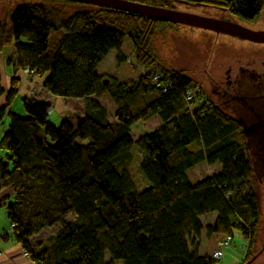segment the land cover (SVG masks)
<instances>
[{"label": "trees", "instance_id": "16d2710c", "mask_svg": "<svg viewBox=\"0 0 264 264\" xmlns=\"http://www.w3.org/2000/svg\"><path fill=\"white\" fill-rule=\"evenodd\" d=\"M130 1L170 8L188 1L226 8L251 22L264 11V0ZM78 4L26 2L0 19V54L11 49L7 62L15 68L6 90L0 66V99L6 93L0 125L10 119L0 138V192L13 191L0 204L15 224V240L42 264H212L219 243L238 229L249 240L247 263L259 253L254 248L261 231L255 182L262 170L254 165L259 160L252 136L184 71L159 62L154 38L175 23L92 4L71 9ZM125 37L147 73L125 83L103 78L97 68L111 50L124 60ZM156 67L172 80L166 91L154 80ZM27 68L44 90L23 96V116L10 106ZM194 87L198 94L188 101L186 92ZM104 94L117 107L113 123L94 99ZM55 96L75 109L59 126L49 121ZM155 116L161 124L133 139V125ZM135 148L144 155L140 169L151 183L143 190L131 172ZM201 163L222 168L194 182L188 171ZM70 212L73 221L65 219ZM212 213L215 221L205 226L202 216ZM56 225L60 229L50 239L33 243L36 234ZM205 228L209 246L201 254Z\"/></svg>", "mask_w": 264, "mask_h": 264}, {"label": "rangeland", "instance_id": "374dc122", "mask_svg": "<svg viewBox=\"0 0 264 264\" xmlns=\"http://www.w3.org/2000/svg\"><path fill=\"white\" fill-rule=\"evenodd\" d=\"M51 1L52 0H0V19H5L8 13L12 12L16 6L26 2L49 3ZM187 3L177 1L174 4V8L179 11L190 12L207 17H223L224 11L222 9L208 6H195ZM86 7H89V5L83 3L73 6L71 9L78 10ZM230 16L234 20L251 29L264 30V11L260 18L253 22L243 20L239 16L231 13ZM153 45L154 53L158 56L159 62L163 63L170 69L184 71L191 79L198 83V86L201 89L200 91L203 92L205 97H208L207 94L210 91V77L205 74V71H203L205 68V62L208 63L206 69L207 73L214 80H218L225 79L223 77V75H225V69L239 55L246 53L250 57H260L264 60V42H252L226 33H219L213 30L178 23L163 28L159 34L155 36ZM9 50L11 49H8V51L5 52L6 55H8L7 53ZM121 52L124 57V60L121 62L117 60V53L115 54V51H112L107 56L106 62L103 64L101 70V76L103 78L110 80L115 79L120 83H125L147 73L148 69L138 63L134 44L129 37H125L123 39ZM2 55L3 54H0L1 65L3 64L1 61V58L3 57ZM3 73L4 72L2 70V74ZM200 82L201 86L199 85ZM3 87L5 89L7 88L6 86ZM199 88L194 87L192 88V91L195 90L196 94H198ZM5 95L6 93L0 99L4 100V103ZM23 96L24 92L20 90L18 96L14 99L12 105L10 106V110L25 116L28 114V112L22 100ZM101 97L102 103L108 112V121L112 123L115 122V114L117 111L115 103H113L108 94H104ZM209 101H211V98ZM62 119L63 118L61 116L60 110L57 108L56 112H52L49 115V121H51L55 126H59ZM156 119H158V117ZM155 120H151L150 122L137 121L132 128L131 136L133 139L136 140L145 132L155 129L158 126V122H155ZM5 123H10V119L8 117L5 119ZM3 128L4 125H0V136L2 134ZM190 147L194 148L195 145L192 144ZM143 156V153L135 148V160L131 167V172L136 180L139 190H143L149 187L151 184L140 169V162ZM221 168L222 167L220 164L208 165L207 163H201L189 170L188 174L191 180L195 182L219 172ZM255 189L258 194L261 209V231L258 237V244L254 248V252L258 253L264 244V186H262L257 180L255 182ZM0 209H2V211H6V205L0 204ZM75 218L76 216L74 212H70L65 216L67 221H73ZM210 218L211 215L203 218L205 226L209 224ZM59 229L60 226L56 225L42 230L39 234L34 236L33 243L39 244L47 241L53 235H55ZM206 234L205 228L200 235V241L202 242L200 253L202 254H204L207 247L209 246ZM248 246L249 240L240 230L235 229L234 234L231 237L230 245L224 247V256L217 262V264H242L248 255V250L250 249ZM106 258H110L108 252L106 253ZM236 261L237 263H235ZM116 264H122V262L118 261ZM252 264H264V249L262 254L259 255L252 262Z\"/></svg>", "mask_w": 264, "mask_h": 264}, {"label": "water", "instance_id": "95a60500", "mask_svg": "<svg viewBox=\"0 0 264 264\" xmlns=\"http://www.w3.org/2000/svg\"><path fill=\"white\" fill-rule=\"evenodd\" d=\"M76 2H81L85 4H92L97 6H105L114 9H120L128 12L138 13L143 16H147L150 18H155L162 21L178 23L189 25L193 27L213 30L219 33H226L237 38L246 39L253 42H264V30L251 29L238 21L234 20L229 11H224L223 17H207L199 14H194L190 12H184L176 10L175 8L170 7H162L155 6L150 4H144L140 2L130 1V0H73ZM183 3H187L188 1H181ZM195 6H204L193 3H187ZM227 16V17H226ZM205 74L210 77L211 80H214L206 71L208 63H204ZM241 67H249L252 69H257L258 71H264V60L260 57H250L248 54L244 53L236 57L232 63L225 69L224 78H226V74L229 70H232L234 74ZM215 80V81H219ZM201 86V82L199 84ZM208 96V94H207ZM211 99L216 100L215 97H211ZM212 101V100H211ZM214 103V102H213ZM226 112L232 114L227 109H224ZM264 128V120H260L254 126L243 127L246 135L250 136L251 134L256 133L258 130ZM259 181V180H258ZM259 183L264 186L263 181H259ZM264 244L262 245L259 253L255 255L251 260H249L245 264H252V262L259 256V254L263 251Z\"/></svg>", "mask_w": 264, "mask_h": 264}, {"label": "flooded vegetation", "instance_id": "af4514ba", "mask_svg": "<svg viewBox=\"0 0 264 264\" xmlns=\"http://www.w3.org/2000/svg\"><path fill=\"white\" fill-rule=\"evenodd\" d=\"M222 10L229 11L226 8ZM209 90L207 99L215 97L216 100H211L220 108L230 111L242 127L254 126L264 120V71L241 67L233 74L229 70L225 79L211 80ZM250 136L253 141L251 151L256 153L259 160V164L254 165L256 170H262L259 181L264 182V128Z\"/></svg>", "mask_w": 264, "mask_h": 264}, {"label": "crops", "instance_id": "0c3cea01", "mask_svg": "<svg viewBox=\"0 0 264 264\" xmlns=\"http://www.w3.org/2000/svg\"><path fill=\"white\" fill-rule=\"evenodd\" d=\"M112 51H115V54L118 53L117 50H111L110 53ZM9 52L7 54H9ZM1 54H3L2 55L3 57L1 58V61L3 62V64L2 65L0 64V66H1V70H3L4 72L2 74V85L6 86L7 87L6 89H8L11 84V77L13 76L15 72V68H14V64H10L7 62V55L5 54V52ZM16 58L17 57H14L13 59L16 60ZM106 59L107 57L105 58L103 62H101V64L97 68V72L99 75H101L102 66L106 62ZM121 61L123 60H120L119 62ZM21 75H22V82L20 84V90L24 92V96H31V95H34L35 93H41L44 90L41 80L31 76L30 74L23 73ZM94 99L99 101V103L103 107H105L104 104L102 103V97L94 98ZM52 102H53V106L50 109V114L52 112L53 113L56 112V108L60 110L62 118L70 115L71 113H75L74 107L65 98L55 96ZM3 104H4V100H0V105H3ZM157 117L158 116H155L146 122L155 120ZM156 120L155 122H158V125H160L161 119L158 117V119ZM7 129H8V124L5 123L0 138L2 137L3 133ZM4 154H5L4 152L0 153V155H4ZM12 193L13 191L11 188H4L0 192V198L4 196H11ZM209 215H211L210 222H209V224H211L215 221L217 217V213H212ZM206 216L208 215L202 216V221H203V218H205ZM203 224H204V221H203ZM0 247L2 248V251H3L0 257L1 264H37V261L33 260L31 256L27 254V251L24 249L22 244H20L19 242L15 240L14 235H13V225L11 223L10 218L8 217L7 209L6 211H2V209H0ZM262 252L259 255H261ZM235 263H237V261Z\"/></svg>", "mask_w": 264, "mask_h": 264}, {"label": "built area", "instance_id": "2783aa9c", "mask_svg": "<svg viewBox=\"0 0 264 264\" xmlns=\"http://www.w3.org/2000/svg\"><path fill=\"white\" fill-rule=\"evenodd\" d=\"M161 71L162 70L159 67H156L154 69V80L156 81L158 86L163 87V90L166 91V90H168L169 86L172 84V80L171 79H163L162 75H161ZM24 72H25V74H31V75L33 74V71L30 68L25 69ZM195 95H196V92H195V90L192 91V88H190L186 92V98L188 101L192 100ZM13 226H15V224H13ZM229 243H230V237L224 238L219 243V247L213 253V263L212 264H217V262L223 257L224 247L228 246ZM2 252H3L2 248L0 247V257H1ZM37 264H42V263L37 262Z\"/></svg>", "mask_w": 264, "mask_h": 264}, {"label": "bare ground", "instance_id": "6f19581e", "mask_svg": "<svg viewBox=\"0 0 264 264\" xmlns=\"http://www.w3.org/2000/svg\"><path fill=\"white\" fill-rule=\"evenodd\" d=\"M230 242H231V238H230ZM229 245H230V243H229ZM229 245H228V246H229Z\"/></svg>", "mask_w": 264, "mask_h": 264}]
</instances>
